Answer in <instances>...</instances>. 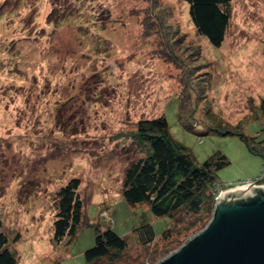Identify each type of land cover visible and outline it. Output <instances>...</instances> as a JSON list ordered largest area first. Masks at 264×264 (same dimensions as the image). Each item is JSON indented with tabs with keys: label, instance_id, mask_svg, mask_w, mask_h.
<instances>
[{
	"label": "rangeland",
	"instance_id": "obj_1",
	"mask_svg": "<svg viewBox=\"0 0 264 264\" xmlns=\"http://www.w3.org/2000/svg\"><path fill=\"white\" fill-rule=\"evenodd\" d=\"M262 97L264 0H231L220 47L181 0H0V224L17 264H156L203 227L165 241L176 222L123 198L125 169L143 156L129 132L163 115L198 163L226 156L224 189L264 175V158L212 130L238 124L264 141ZM73 177L82 220L55 244L56 193ZM145 224L156 236L148 246L136 232ZM109 225L127 250L88 262L95 229Z\"/></svg>",
	"mask_w": 264,
	"mask_h": 264
},
{
	"label": "trees",
	"instance_id": "obj_2",
	"mask_svg": "<svg viewBox=\"0 0 264 264\" xmlns=\"http://www.w3.org/2000/svg\"><path fill=\"white\" fill-rule=\"evenodd\" d=\"M181 1L187 3L189 17L197 33L205 36L213 46L220 47L229 25L231 0ZM259 105L264 113V97ZM221 122L217 121V125ZM211 126L208 125V129L212 130ZM212 131L221 135L238 134L251 152L264 158V141L246 136L240 125L232 128L220 125ZM128 138L140 147L143 156L130 162L125 169L121 184L123 198L133 205L146 204L154 216H168L169 223L172 220L176 222H171L162 232L161 237L165 241H170L177 234L187 235L201 225L204 227L212 215L216 193L214 187H218L216 172L230 163L226 156L215 153L198 163L191 151L172 137L163 115L138 120ZM79 185V178L73 177L56 193L57 211L52 235L55 244L65 238L71 242L77 233L84 207L77 192ZM136 232L141 245L148 246L155 240V232L150 224L142 225ZM19 238L20 234L17 233L12 241L17 242ZM8 244L9 239L0 224V264H17L16 255ZM127 248L126 241L109 225L104 230L95 229L94 244L86 249L84 256L90 263L102 258L113 262Z\"/></svg>",
	"mask_w": 264,
	"mask_h": 264
},
{
	"label": "water",
	"instance_id": "obj_3",
	"mask_svg": "<svg viewBox=\"0 0 264 264\" xmlns=\"http://www.w3.org/2000/svg\"><path fill=\"white\" fill-rule=\"evenodd\" d=\"M156 264H264V186L219 195L207 224Z\"/></svg>",
	"mask_w": 264,
	"mask_h": 264
},
{
	"label": "built area",
	"instance_id": "obj_4",
	"mask_svg": "<svg viewBox=\"0 0 264 264\" xmlns=\"http://www.w3.org/2000/svg\"><path fill=\"white\" fill-rule=\"evenodd\" d=\"M257 186H264V176L263 175H260L259 177L255 178V179H249V180H246V181H243L241 183H236L235 185H232V186H228L224 189H219V188H222L221 186H218V187H214V191L216 190V193H215V196H214V200L221 194H223L225 191H228V190H232V189H237V188H248L249 187V190L252 188V187H257ZM102 216L107 218L109 220V222L112 224V219L111 217L107 214V212H102Z\"/></svg>",
	"mask_w": 264,
	"mask_h": 264
},
{
	"label": "bare ground",
	"instance_id": "obj_5",
	"mask_svg": "<svg viewBox=\"0 0 264 264\" xmlns=\"http://www.w3.org/2000/svg\"><path fill=\"white\" fill-rule=\"evenodd\" d=\"M237 189H239V188H237ZM233 190H236V189H232V190H228V191H233ZM224 194V193H223Z\"/></svg>",
	"mask_w": 264,
	"mask_h": 264
}]
</instances>
